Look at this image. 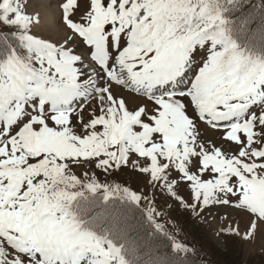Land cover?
Here are the masks:
<instances>
[{
    "label": "snow or ice",
    "instance_id": "obj_1",
    "mask_svg": "<svg viewBox=\"0 0 264 264\" xmlns=\"http://www.w3.org/2000/svg\"><path fill=\"white\" fill-rule=\"evenodd\" d=\"M60 6L66 30L45 36L24 0H0V264H127L68 210L79 189L109 187L72 163L138 172L220 243L264 233V58L230 41L221 0Z\"/></svg>",
    "mask_w": 264,
    "mask_h": 264
},
{
    "label": "trees",
    "instance_id": "obj_2",
    "mask_svg": "<svg viewBox=\"0 0 264 264\" xmlns=\"http://www.w3.org/2000/svg\"><path fill=\"white\" fill-rule=\"evenodd\" d=\"M221 9L230 41L250 56L264 58V1L221 0ZM80 193L72 199L73 214L118 246L127 264H217L195 250L176 249L173 235L164 225L165 231L158 229L141 204Z\"/></svg>",
    "mask_w": 264,
    "mask_h": 264
},
{
    "label": "rangeland",
    "instance_id": "obj_3",
    "mask_svg": "<svg viewBox=\"0 0 264 264\" xmlns=\"http://www.w3.org/2000/svg\"><path fill=\"white\" fill-rule=\"evenodd\" d=\"M36 1L37 0H24V2L29 5L27 10L31 14H33L31 6H33ZM52 2H57L60 6L64 0H52ZM79 2L80 0H78V3ZM59 23L61 26L54 32H50L46 29H38L35 27L36 25H34V30L45 36L55 35L58 32L66 30V26L63 24L62 8ZM239 48L244 49L243 46ZM206 56L207 50L205 49L204 58H206ZM197 59L199 61L201 58L198 57ZM254 110L258 111L259 109L254 107ZM84 115H88L87 109L85 110ZM201 124L208 129L210 142H216L222 139L221 129H211V126L206 125L204 122H201ZM69 171L72 175H76L85 183L90 179L95 178L100 183L108 184V188H100L95 191L103 193L104 197L107 196V191L112 190V186H115L116 184H119L121 187H129L134 191H138L145 197L142 202L130 200L123 196V194H115V192L112 197L115 201L117 199V202L118 199H123L135 204H141L146 213L149 206L154 207L156 209V221L158 223L164 225V227L180 242L187 244L192 250L197 251V253H201L202 255L211 258L217 264H264V237L261 232L255 233L248 240H242L238 237H227L224 243H220L216 240L212 232L204 224L200 223L197 218H192L190 214L183 217L179 216L178 213L174 211V209L179 206L174 204L173 200H168L166 203L164 198L166 194H154L145 184L144 181L146 178L139 175L136 171H131L130 174L125 176H113L111 173H105L102 169H98L94 164L90 163H72L69 166ZM78 191L93 192L87 187H83ZM66 203L68 210L73 214L71 210L72 200L67 201ZM222 215L226 217L227 213H223ZM80 222L83 230L93 232L99 236L94 228H86L83 225L82 220Z\"/></svg>",
    "mask_w": 264,
    "mask_h": 264
},
{
    "label": "bare ground",
    "instance_id": "obj_4",
    "mask_svg": "<svg viewBox=\"0 0 264 264\" xmlns=\"http://www.w3.org/2000/svg\"><path fill=\"white\" fill-rule=\"evenodd\" d=\"M58 4L57 2H52V0H37L35 4L31 6V11L33 14L35 15L36 13H39L40 16V23L39 25L35 26L36 28L46 29L50 32H54L58 29V27L61 26L59 25L61 6ZM262 235L264 237V233H262Z\"/></svg>",
    "mask_w": 264,
    "mask_h": 264
}]
</instances>
